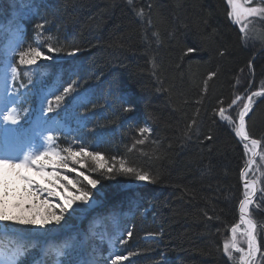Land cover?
<instances>
[{
  "label": "trees",
  "instance_id": "1",
  "mask_svg": "<svg viewBox=\"0 0 264 264\" xmlns=\"http://www.w3.org/2000/svg\"><path fill=\"white\" fill-rule=\"evenodd\" d=\"M24 2L0 0V31L19 26L14 35L22 39L15 53L2 52V59L12 55L9 65L17 70L12 108L19 123L13 129L38 120L52 128L62 120L65 129L50 134L52 141H46L49 133L38 138L41 150L50 145L66 155L84 147L101 152L114 171L96 169L90 158L83 159L85 168L71 163L100 181L95 190L80 187L106 204L81 221V212L66 214L71 229L46 247L33 226L0 223V251H14L16 259L24 247L38 249L22 264H59L58 249L73 264H110L106 253L129 252L124 264H239L223 246L244 198L248 153L236 123H223L218 114L233 101L242 71L249 81L243 94L264 88L263 35L249 42L231 21L227 0H36L34 8ZM49 45L60 53L48 52ZM37 47L54 58L79 52L49 66L42 59L34 66L18 63L19 52ZM189 47L196 51L188 53ZM129 106L134 110L126 112ZM245 123L264 147V98ZM121 163L134 172H121ZM136 173L154 182L124 190ZM70 178L78 179L75 173Z\"/></svg>",
  "mask_w": 264,
  "mask_h": 264
},
{
  "label": "snow or ice",
  "instance_id": "2",
  "mask_svg": "<svg viewBox=\"0 0 264 264\" xmlns=\"http://www.w3.org/2000/svg\"><path fill=\"white\" fill-rule=\"evenodd\" d=\"M228 4L232 7L229 16L237 22L242 17L252 14L258 15L261 11H264V9L243 8L240 0H228ZM140 14L142 15L143 13L141 12ZM47 51L54 54L60 53L59 49L52 48L50 45ZM195 51L196 49L192 47L187 49L188 53ZM78 52L79 49H73L71 52L65 53V55L74 56ZM18 57V63L27 66L36 65L40 59H52L51 56H47L44 51H41L39 47L19 52ZM16 75L17 70L12 67L11 76L13 80H15ZM210 75L214 76L215 73ZM71 90V85H69L64 89V92L67 94ZM258 94L253 93L247 97V102L243 104V108L238 114V126L235 127L236 136L242 141L250 140L251 147H249L248 143H245L244 148L253 156L256 155L255 149L260 144V141L250 139L245 117L251 110L253 96ZM56 99L59 101L61 97H56ZM240 99V97H236L229 107L235 105ZM124 110L131 112L134 109L129 106ZM225 111L223 107L219 109L220 117L231 121L230 117L225 116ZM46 112H52L50 104ZM0 120L5 125H16L19 123V115L14 108L7 109L6 106L5 112H0ZM145 131L146 129H140L141 133ZM208 139H211V137H208ZM52 140L53 137L49 134L46 137V141ZM66 152V155L62 154L60 151L52 149L50 145L45 147L44 150L38 151L34 144H30L21 150L5 149L0 151V223L12 226L30 225L33 226L38 234H42L48 231L49 225L62 227V222L66 223V214L71 216L73 212H82L91 208L92 203H94L91 190L97 189L100 181L86 176L84 172L79 171L76 167H71L70 164L75 163L83 167V159L90 158L94 162L96 169L109 174L113 173L114 165L110 166L101 152H89L84 147H80L79 150L69 148ZM120 171L132 174L134 169L125 167L121 163ZM65 172L75 173L78 179L70 178L69 175L64 174ZM37 176L41 179H36L35 177ZM136 179L142 182H154L147 173H136ZM81 183H84L91 190L80 187ZM245 189L244 199L239 203L240 223L232 227L233 241L225 243L223 251L230 258L233 250L238 251L242 254V260L250 261L255 253L259 251L255 236L257 224L251 218L250 213V206L253 204V197L256 193L255 182L245 184ZM241 224L245 225L242 235L247 238V253L244 252L243 248H239L235 241V236ZM131 236L132 232L128 231L127 237L131 238ZM120 242L123 243L124 241ZM34 250L38 249L31 247L22 248L18 258L14 259L12 264H22L28 254ZM57 255L60 257L59 264H73L70 259H66L69 257V253L66 250L58 249ZM132 255L133 253L131 252L127 255L113 253L110 257V264H124ZM33 264H35V260Z\"/></svg>",
  "mask_w": 264,
  "mask_h": 264
},
{
  "label": "rangeland",
  "instance_id": "3",
  "mask_svg": "<svg viewBox=\"0 0 264 264\" xmlns=\"http://www.w3.org/2000/svg\"><path fill=\"white\" fill-rule=\"evenodd\" d=\"M19 27V26H18ZM18 27H15V26H12V25H7V26H5L1 31H0V49H1V52H0V62H3L2 63V65H1V70L2 71H6L8 68H9V61H11V59H12V55H7L6 56V58L4 57V59H2V52H5L6 54H13V53H15L17 50H18V48H19V45H20V43H18V41H20V42H22V39H21V36H19V34H16V36L13 34V32H16V28H18ZM19 30V29H18ZM11 33V34H10ZM13 35V36H12ZM19 36V37H18ZM2 39H4V40H2ZM13 40L15 41V42H13ZM249 42H251L250 40H249ZM248 42V44H250ZM44 60H48V59H42V61H44ZM247 78V76H246V72H244V71H242L240 74H239V79H238V84L240 85L241 84V81H242V79H246ZM252 79H254V76L252 77ZM251 79V80H252ZM238 85V86H239ZM250 95H252L251 93H249V94H244L243 95V99L241 100V101H239L238 103H237V109H238V111H235L236 112V117H235V119L236 120H234V118L232 119L231 118V121H228V122H230V123H232L233 125H235V123H237V121H238V114H239V112H240V110H242V108H243V104L244 103H246L247 102V97L248 96H250ZM256 96H253V103H252V105L254 104V102H255V100H256ZM8 105V104H7ZM6 103H4V105H3V110H0V112H5V109H6ZM230 112H228V113H226L225 114V116L226 117H229V114ZM232 113V112H231ZM226 122H227V120H225ZM225 121H222L223 123L225 122ZM234 122V123H233ZM40 125V126H39ZM41 125H42V123L40 122V121H38V128H37V130H36V132H39L40 131V129H41ZM5 126H6V131H5ZM0 132H2L1 133V138H0V142H1V139L2 140H4V143H8L9 144V146H11L12 145V148L14 149V148H16V146H15V144H16V142H13L12 144H10V141L14 138V136L10 133V131L8 130V128H7V125H5L4 124V122L2 121V120H0ZM2 136H3V138H2ZM4 143L3 144H1L0 143V149L2 148L1 146H4ZM249 147H251V144H249ZM5 149H7V148H5ZM4 149V150H5ZM256 150V149H255ZM247 153H248V158L252 155L249 151H247ZM84 165V164H83ZM71 166V165H70ZM72 167V166H71ZM84 167V166H83ZM85 168V167H84ZM83 171V170H82ZM64 174H66V175H71V173L70 172H65ZM36 179H41L39 176H37V177H35ZM245 178H247V179H252V180H255L257 183H258V185H259V190H261V191H263L264 192V147H262V149H261V152H260V154H259V156H258V158H257V161L253 164V165H251V167L247 170V172H246V174H245ZM138 183V184H137ZM137 183H133L134 185H131L132 183H127L126 185H124V188H128L129 186H133V187H137L138 189L140 188H143V187H145L146 186V184L148 183V182H142V181H139V182H137ZM137 189V190H138ZM125 190H127V189H125ZM135 188L133 189V191H137ZM71 191V190H70ZM249 191H250V189H249ZM104 196V195H103ZM102 198H97V197H94V202H96V203H98L100 200H101ZM95 203V204H96ZM93 204V203H92ZM96 205H92L91 206V208H89V209H87V210H85V211H82L81 212V214L79 215L80 217V220L79 221H81V220H83L85 217V214L86 213H88V212H90V211H92V208L93 207H95ZM75 207V206H74ZM254 206L252 207V206H250V213L252 212V210H253V212H254ZM252 209V210H251ZM150 210V208H146L144 211L145 212H148ZM97 211H94V213H96ZM94 214H93V212H91V216H93ZM254 216V215H253ZM252 218V217H251ZM254 218H257V217H254ZM255 222H256V224L258 225V223H257V220L256 219H253ZM95 222V225L97 226V220H95L94 221ZM62 224H63V226L62 227H60V226H53V225H49V228H48V231L47 232H45V234H47V233H50V235H52V234H55V233H58V232H61V231H63L64 229H68V230H70L71 229V227L69 228V226H71V225H69V224H66V223H64V222H62ZM99 225V224H98ZM244 227H245V225H241L240 226V229H238V231H237V234H236V236H235V241H236V243L238 244V246H239V248H243L244 249V252L245 253H247V238L244 236V235H242V232H243V229H244ZM64 228V229H63ZM232 229V228H231ZM231 229H230V231H229V237H227V239H226V241L224 242V244L225 243H231L232 241H233V234H232V232H231ZM262 231V230H261ZM261 231L259 230V227H257L256 228V233H255V236H256V243L258 242V240L260 239L259 237H260V235L262 236V233H261ZM241 236H240V235ZM263 237H264V235H263ZM83 238H84V240L86 241L88 238L86 237V236H83ZM259 246H261L262 245V243H261V241L259 240ZM259 246L257 245V247L259 248ZM260 249V248H259ZM263 250V251H262ZM263 252H264V249H262L261 248V252H260V254L258 255V252L257 253H255V255L252 257V259H251V261H250V264H264V256H262L263 255ZM225 254V253H224ZM256 254H257V256H256ZM226 255V254H225ZM226 256H228V255H226ZM241 256H242V254L241 253H239L238 251H235V250H233L232 251V257H231V259H233L232 261H235V262H237V263H239V264H246L247 263V261H245V260H242L241 259ZM229 257V256H228ZM230 258V257H229ZM168 260V259H167ZM166 260V261H167ZM0 264H7L5 261H4V258H3V256L2 255H0Z\"/></svg>",
  "mask_w": 264,
  "mask_h": 264
},
{
  "label": "bare ground",
  "instance_id": "4",
  "mask_svg": "<svg viewBox=\"0 0 264 264\" xmlns=\"http://www.w3.org/2000/svg\"><path fill=\"white\" fill-rule=\"evenodd\" d=\"M246 1V6L244 5V2H242V0H240V3H241V6L243 7V8H249L250 9V7L252 8L253 6V2L251 3V1L252 0H245ZM35 3H36V0H25V2H24V7L25 6H28V7H33L34 8V6H35ZM227 3H228V0H227ZM251 3V4H250ZM255 3H257V4H259V3H261L260 1H255ZM228 6H229V8H230V12L232 11V7L228 4ZM28 7H26V8H28ZM254 8V7H253ZM264 8V7H263ZM248 17H250V15L248 16ZM231 18V17H230ZM231 21L233 22V24L240 30V32H241V34H243V35H245L246 36V38H247V40H250L251 42H253V43H258V42H261V39H260V37L259 36H261V35H263V37H264V34H261V33H259V32H252L251 33V31H244L243 29H242V26H241V24H240V21L239 22H237V21H234L232 18H231ZM254 22V21H253ZM250 33V34H249ZM11 34V33H10ZM13 34H14V32H13ZM246 34H248V35H246ZM13 36V35H12ZM263 52H264V49H263ZM75 56V55H74ZM74 56H68V57H66V58H64V59H72V58H74ZM63 59V60H64ZM60 59L59 58H54V57H52V59H48V60H44V61H42L43 62V64H45V65H47V66H49V65H52V63H54V62H56V61H59ZM254 76V75H253ZM239 79V78H238ZM247 79V78H246ZM246 79H242V81H241V84L239 85L238 84V80H237V84H236V86H235V89H236V93H235V96H234V99H236V97H240L241 99L240 100H238L237 101V103L239 102V101H241L242 99H243V89H244V87H245V85H247L248 83H249V81L247 82L246 81ZM249 80V79H248ZM239 85V86H238ZM258 91H261V90H254V91H252L251 93H258ZM254 96H256V97H261V94H258V95H254ZM233 99V100H234ZM237 103L235 104V105H233V107H229V105H231L232 104V102L228 105V106H226V107H224V109L226 110L225 111V114L226 113H228V112H231V111H238V109H237ZM253 106V105H252ZM251 106V107H252ZM255 109V108H254ZM241 111V110H240ZM254 111V110H253ZM252 111V112H253ZM251 115H252V113H251ZM218 117H219V119L221 120V121H225V119H223L222 117H220V115L218 114ZM220 121V122H221ZM241 141V140H240ZM261 141V140H260ZM241 143L244 145L245 144V142H242L241 141ZM261 143H262V147H263V142L261 141ZM252 156V155H251ZM250 156V157H251ZM249 157V158H250ZM257 161V159L255 160V162ZM254 162V163H255ZM253 163V164H254ZM252 164V165H253ZM245 166V165H244ZM251 167V166H250ZM247 179V178H246ZM247 180H251L252 182H255V180H252V179H247ZM251 184V183H250ZM258 184V183H257ZM242 188H243V192H244V196H245V191H246V189H245V185H243L242 184ZM139 194H141L140 192H138ZM96 202H94L93 204H95ZM92 204V205H93ZM252 207L254 206L255 208H254V212H253V210H252V212H251V217H252V219H256L257 220V223H258V225H257V227H259V230L261 231V233H262V236L260 235V241H261V243H262V245H263V243H264V241H263V235H264V220L261 218V221H259V218H254V217H257L256 216V212L257 213H260V214H262V216H264V192L263 191H261V190H259V185H258V188H257V191H256V193H255V196L253 197V204L251 205ZM238 211H239V207H238ZM254 215V216H253ZM238 223H240V214H238V220H237V222H236V224H238ZM235 224V225H236ZM242 226H243V224H241ZM256 233V232H255ZM240 235V234H239ZM241 236V235H240ZM229 237V236H228ZM145 239H149V240H152L153 238H155V236L154 235H146L145 237H144ZM259 240H258V242H257V245L259 246L260 244H259ZM257 252H260V251H257ZM256 252V253H257ZM259 255V254H258ZM256 256H257V254H256ZM263 256V255H262Z\"/></svg>",
  "mask_w": 264,
  "mask_h": 264
},
{
  "label": "flooded vegetation",
  "instance_id": "5",
  "mask_svg": "<svg viewBox=\"0 0 264 264\" xmlns=\"http://www.w3.org/2000/svg\"><path fill=\"white\" fill-rule=\"evenodd\" d=\"M255 1H257V0H252L251 1V3L253 2L252 6L254 8H256V9H264L263 8L264 7V0H258V1L261 2L259 4L255 3ZM242 2H244L245 6L247 5L245 0H242ZM250 9H251V7H250ZM248 16L242 17V19L240 20V24L242 26V29L244 31H251V33L252 32H262L263 33L264 32V11H261L258 15L257 14H252V15H250V17H248ZM246 35H248V34H246ZM263 241H264V237H263ZM259 248L258 249L261 252V248L264 249V243H263V245L259 246ZM260 252H258V254H260ZM263 256H264V252H263Z\"/></svg>",
  "mask_w": 264,
  "mask_h": 264
},
{
  "label": "water",
  "instance_id": "6",
  "mask_svg": "<svg viewBox=\"0 0 264 264\" xmlns=\"http://www.w3.org/2000/svg\"><path fill=\"white\" fill-rule=\"evenodd\" d=\"M258 93L259 94H261V97L255 102V104L251 107V110L248 112V114L246 115V117H245V121L249 118V116L251 115V113H252V111L254 110V108H255V106H256V104L262 99V98H264V89H262L261 91H258ZM232 107H233V105H232ZM237 126H238V121H237ZM239 138V137H238ZM240 139V138H239ZM250 139H255V138H253V137H251L250 136ZM241 140V139H240ZM257 140V139H256ZM242 141V140H241ZM260 141V140H259ZM242 142H245V143H248V144H250V140L249 141H242ZM261 149H262V143H261V141H260V144L256 147V150H255V152H256V155L255 156H251L248 160H247V162H246V164H245V166L243 167V169H242V171H241V182H242V184L243 185H245V184H250V183H252V181L251 180H247L246 178H245V174H246V172H247V170L250 168V166L255 162V160L258 158V156H259V154H260V152H261ZM243 173V174H242ZM137 182H139V180H137V181H135V182H131L132 184L131 185H134L133 183H137ZM138 184V183H137ZM255 187H256V191H257V188H258V184H257V182L255 181ZM135 187H133V186H129L128 188H124V190L125 189H127V190H131V189H134ZM244 199V198H243ZM242 199V200H243ZM239 214H240V212H239ZM252 259V258H251ZM251 261V260H250ZM250 261H247V263L246 264H250Z\"/></svg>",
  "mask_w": 264,
  "mask_h": 264
}]
</instances>
